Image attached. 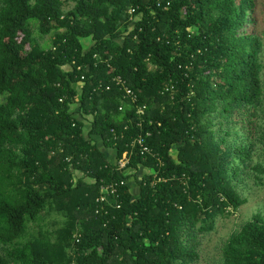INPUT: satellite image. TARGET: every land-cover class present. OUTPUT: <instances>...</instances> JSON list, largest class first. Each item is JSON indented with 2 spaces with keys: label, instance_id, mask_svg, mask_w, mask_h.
Wrapping results in <instances>:
<instances>
[{
  "label": "trees",
  "instance_id": "trees-1",
  "mask_svg": "<svg viewBox=\"0 0 264 264\" xmlns=\"http://www.w3.org/2000/svg\"><path fill=\"white\" fill-rule=\"evenodd\" d=\"M259 4L0 0V264L197 263L242 188L264 192ZM120 180L119 209L95 214L100 187ZM215 264H264V217Z\"/></svg>",
  "mask_w": 264,
  "mask_h": 264
},
{
  "label": "rangeland",
  "instance_id": "rangeland-1",
  "mask_svg": "<svg viewBox=\"0 0 264 264\" xmlns=\"http://www.w3.org/2000/svg\"><path fill=\"white\" fill-rule=\"evenodd\" d=\"M256 20L257 31H264V8L260 4L256 8ZM250 29L248 28V30ZM49 39V36H45L39 41L42 45H47ZM242 196L246 199V203L229 216H218L212 231L202 237V243L199 247V260L195 264H215L219 260L221 243L231 233L237 230L243 222L251 219L253 215L259 214L264 217V192L262 190L250 183L242 188ZM53 219H55L54 215L46 216V222L49 220L51 222ZM52 226L50 224L49 228Z\"/></svg>",
  "mask_w": 264,
  "mask_h": 264
},
{
  "label": "built area",
  "instance_id": "built-area-1",
  "mask_svg": "<svg viewBox=\"0 0 264 264\" xmlns=\"http://www.w3.org/2000/svg\"><path fill=\"white\" fill-rule=\"evenodd\" d=\"M132 11H130L131 13ZM114 84L124 93V97L130 99L133 103L137 102V96L136 94L124 83V81L120 77H114L112 79ZM106 90H109V87L105 88ZM145 110V106H139L136 108V115L138 118H141ZM149 134L147 133L146 136ZM132 146H137L139 150L140 155H145L149 153L148 147L144 144L143 138L140 136H137ZM128 164V154L124 153L119 159L117 163V169L123 170L125 169L126 165ZM125 181L120 180L118 183H114L108 186H101L100 187V194L95 199V214H99L100 212H103L104 214H107V208L108 207H115L116 209H119L120 205L116 202V199L119 198L118 193V187L124 186Z\"/></svg>",
  "mask_w": 264,
  "mask_h": 264
},
{
  "label": "crops",
  "instance_id": "crops-1",
  "mask_svg": "<svg viewBox=\"0 0 264 264\" xmlns=\"http://www.w3.org/2000/svg\"><path fill=\"white\" fill-rule=\"evenodd\" d=\"M88 43H89V42H87V45H88ZM101 149H102L103 152L105 153V155H106V157L108 158L109 162L113 163V162H114L113 151H112V150H108V149H103V148H101ZM128 182H129V184H131V183H133L134 181H133L132 178H130V179H128Z\"/></svg>",
  "mask_w": 264,
  "mask_h": 264
}]
</instances>
